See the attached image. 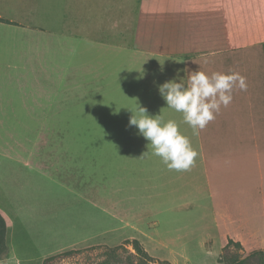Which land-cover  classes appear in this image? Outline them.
Wrapping results in <instances>:
<instances>
[{
    "label": "crops",
    "instance_id": "obj_1",
    "mask_svg": "<svg viewBox=\"0 0 264 264\" xmlns=\"http://www.w3.org/2000/svg\"><path fill=\"white\" fill-rule=\"evenodd\" d=\"M98 12L106 26L99 17L94 24ZM0 18V213L7 224L0 264H44L65 249L117 246L128 239L140 240L151 256L174 264H182L176 256L197 249L219 254L217 264H225L220 255L230 239L244 252L264 250V0H0ZM31 32L51 39L101 33L102 43L122 53L133 50L142 63L166 64V81L178 69L211 74L214 68L239 72L248 88L234 90L229 106L198 135L182 114L174 120L198 154L190 170L176 177L143 145L149 142L139 131L131 138L104 134L103 142L114 146L103 151L99 181L92 161L80 162L76 152L62 151L63 142H79L78 137L3 133L58 126L48 118L36 123L22 118L55 112V105L42 101L48 92L40 87L44 66L30 67ZM126 37L131 42H122ZM255 50L261 54H252ZM229 61V69L219 70ZM94 68L87 72L95 81L114 74ZM31 75L38 89H30ZM148 90V104L132 110L175 111L163 98H153L156 89ZM115 95L118 103L102 104L101 125L137 128L129 124L133 112L119 104L120 93ZM5 160L7 171H16L9 177L1 175ZM72 182L73 195L85 205L74 212L80 217L64 219L71 223L62 229L53 201L57 192L49 187Z\"/></svg>",
    "mask_w": 264,
    "mask_h": 264
},
{
    "label": "rangeland",
    "instance_id": "obj_2",
    "mask_svg": "<svg viewBox=\"0 0 264 264\" xmlns=\"http://www.w3.org/2000/svg\"><path fill=\"white\" fill-rule=\"evenodd\" d=\"M97 11V10H96ZM98 14V15H97ZM95 13L93 18L94 24L95 20L98 21V17L103 26L107 25V20L101 13ZM80 22L79 20H77ZM92 21H90L91 23ZM104 22V23H103ZM89 23V22H88ZM100 23V24H101ZM101 32V31H99ZM234 34V33H233ZM31 62L30 67H43L46 70V77H41L40 87L48 88L47 95L44 101L48 106L55 105V112L52 116L44 115L37 116L30 113L29 116L24 115L23 119H29L31 122L36 123L38 118H48L50 122H55L56 127H38L31 126L29 128L25 127H13L3 129V133L9 136H21V135H38V134H54L56 136L64 137H78L79 142L73 143H62V151H73V153L78 155L79 161L82 162L89 160V162L94 163V174L96 178L100 181L101 175V157L103 151L106 153L108 150L114 146L113 143L104 141V134H125L128 138H131L133 132L138 133V128L123 126V128H104L101 125L102 122V104L110 103L116 104L115 93H120L119 104L126 106L127 109L137 108L138 106H143L149 102V90L148 88L156 89V94L153 98H160L162 96L159 92V85L163 84L167 76L169 75L166 64L163 63H142L141 58H139L136 53L131 50L122 53V50L117 47H111L108 44L102 43L105 39L102 34H94L89 36L78 37H62L57 39L47 38L42 34L31 32ZM260 38H264V32L260 34ZM93 39V42H92ZM91 40V41H89ZM254 40H257V32L255 33ZM97 41V42H96ZM122 42H131L129 37H126ZM264 50V49H263ZM261 54V50L258 52L255 50L252 54ZM264 54V51H263ZM193 56V54H191ZM121 58H123V61ZM163 64V65H162ZM209 64V63H208ZM232 63H220L218 65L219 70L229 69ZM90 65L95 66V70L100 71L101 66L104 70L109 69L114 71L113 76H106L98 78L96 81L89 79L90 75L87 72V68ZM155 65V67H154ZM214 65V64H212ZM234 65V64H233ZM215 72V69L210 70ZM54 74L53 79H49L48 75ZM108 73V72H107ZM172 77H176L177 71L170 72ZM181 76H184V72H180ZM70 76L68 79L67 77ZM43 78V79H42ZM34 75L30 76L29 84L30 89H38L37 82L34 84ZM106 79V80H104ZM92 81V82H91ZM104 83V84H103ZM109 83V84H108ZM109 86L107 91L106 87ZM68 87H78V88H68ZM149 94V96L145 95ZM33 102V100H31ZM55 103V104H49ZM156 113L149 112L151 116H156L162 121L165 119L180 120L181 113L171 110L164 111H153ZM139 115V112H136ZM52 114V113H51ZM133 114V113H130ZM178 120V121H179ZM106 129V130H105ZM108 139V138H106ZM64 140V139H63ZM88 140V141H87ZM110 145V146H109ZM126 145H134L133 143H127ZM148 148V143H143ZM88 152V153H87ZM64 156V155H63ZM4 164L5 169H2V176L11 175L16 172L12 169L7 171V161ZM14 171V172H13ZM19 173V172H18ZM177 177L181 172H173ZM20 174V173H19ZM66 173L63 177H65ZM7 176V177H9ZM6 177V178H7ZM256 180V177H255ZM257 181H255V184ZM259 183V182H258ZM67 186H56L49 187L50 190H55L57 192L56 199L53 201L56 203L57 215L62 218V229L68 227V220H64L67 217L75 220L76 217H80L75 214L76 210L84 207L85 202L82 201L77 195L74 196L72 190L76 188V182L72 184H67ZM95 185V189H96ZM96 191V190H95ZM63 194L65 198L59 199V194ZM68 195L74 196L72 199L73 205L68 200ZM181 202V199L179 200ZM182 210L179 209V215H181ZM74 222V221H73ZM68 224V225H66ZM75 224V223H74ZM73 224V225H74ZM77 233L72 232L73 235ZM129 233L128 235H130ZM97 244L89 245L86 247H74L65 249L53 256L50 259V264H86L93 263L103 260L107 255L108 250ZM108 246V245H107ZM1 251V250H0ZM135 252L132 245H126V249L119 251V255L122 262L118 264H129L128 257L133 256ZM241 254L247 256L249 252H244L243 249H238L231 246L226 252V255L230 254ZM219 254H205L199 249L195 250L193 254L179 255L176 256L178 262L182 264H217V257ZM45 262V261H44ZM171 264H174L170 262ZM160 264V263H154Z\"/></svg>",
    "mask_w": 264,
    "mask_h": 264
},
{
    "label": "clouds",
    "instance_id": "obj_3",
    "mask_svg": "<svg viewBox=\"0 0 264 264\" xmlns=\"http://www.w3.org/2000/svg\"><path fill=\"white\" fill-rule=\"evenodd\" d=\"M181 71L185 73L184 76L180 75ZM158 87L167 107L181 113L183 122L193 129L194 135H198L200 130L216 119L222 107L229 106L233 91H247L248 85L246 77L239 72L209 74L184 68L178 69L176 77ZM131 111L133 115L129 124L137 127L139 134L149 142V151L159 157L170 171L190 170L198 154L190 139L181 133L177 122H164L157 115H149L144 107L139 108V115L135 110Z\"/></svg>",
    "mask_w": 264,
    "mask_h": 264
},
{
    "label": "trees",
    "instance_id": "obj_4",
    "mask_svg": "<svg viewBox=\"0 0 264 264\" xmlns=\"http://www.w3.org/2000/svg\"><path fill=\"white\" fill-rule=\"evenodd\" d=\"M0 20H4L0 18ZM6 233H7V224L4 216L0 213V250H4L6 248ZM132 245L135 252L132 254L133 256L128 257L129 264H171L167 260H161L156 257L151 256L143 246L140 240L138 239H128L123 244L117 246H107V245H99L95 247H105L108 252H106L107 256L98 262L86 263V264H118L122 262V259L119 255V251L122 249H126V245ZM231 246H234L238 249H244L243 245L240 242H236L233 239H230L228 244L223 249V252L220 255V261L225 264H264V250H255L252 251L247 256H243L241 254H230L226 255V252L229 250ZM52 257H49L45 260L44 264H50L49 261Z\"/></svg>",
    "mask_w": 264,
    "mask_h": 264
}]
</instances>
